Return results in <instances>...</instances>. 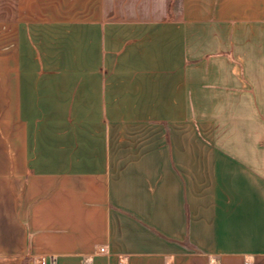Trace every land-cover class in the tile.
<instances>
[{
  "label": "crops",
  "instance_id": "crops-1",
  "mask_svg": "<svg viewBox=\"0 0 264 264\" xmlns=\"http://www.w3.org/2000/svg\"><path fill=\"white\" fill-rule=\"evenodd\" d=\"M46 2L0 17V264H264V0Z\"/></svg>",
  "mask_w": 264,
  "mask_h": 264
},
{
  "label": "rangeland",
  "instance_id": "rangeland-1",
  "mask_svg": "<svg viewBox=\"0 0 264 264\" xmlns=\"http://www.w3.org/2000/svg\"><path fill=\"white\" fill-rule=\"evenodd\" d=\"M2 4L3 0H0V17H4L7 14L14 15L16 13H20L27 19H33L37 15H45L46 13H56L59 10L61 13L62 10L65 8V5H52L47 3L46 1L50 2L52 0H44L41 2L38 0L37 3H29V0H9V3Z\"/></svg>",
  "mask_w": 264,
  "mask_h": 264
},
{
  "label": "built area",
  "instance_id": "built-area-1",
  "mask_svg": "<svg viewBox=\"0 0 264 264\" xmlns=\"http://www.w3.org/2000/svg\"><path fill=\"white\" fill-rule=\"evenodd\" d=\"M44 264V263H43Z\"/></svg>",
  "mask_w": 264,
  "mask_h": 264
}]
</instances>
